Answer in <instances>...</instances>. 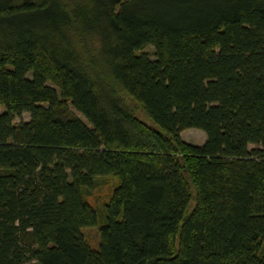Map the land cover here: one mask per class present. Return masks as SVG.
<instances>
[{"label": "trees", "instance_id": "16d2710c", "mask_svg": "<svg viewBox=\"0 0 264 264\" xmlns=\"http://www.w3.org/2000/svg\"><path fill=\"white\" fill-rule=\"evenodd\" d=\"M0 105V264H264V0H0Z\"/></svg>", "mask_w": 264, "mask_h": 264}, {"label": "rangeland", "instance_id": "374dc122", "mask_svg": "<svg viewBox=\"0 0 264 264\" xmlns=\"http://www.w3.org/2000/svg\"><path fill=\"white\" fill-rule=\"evenodd\" d=\"M143 52H146L150 56L152 55L153 49L151 46H147ZM153 58V56H151ZM131 106L135 110V114L141 120L151 123L150 119L145 115L143 110L138 106L131 103ZM3 110V107L0 105V112ZM82 121L86 122L84 117L73 110ZM28 113H23L21 116L22 120H28ZM16 121H19L17 118ZM181 138L186 142L201 145L205 140V133L197 128H186L181 132ZM254 147V145H249V148ZM118 180L113 176L99 177L96 180V184L92 189L87 191L86 195L84 194V199L93 206L97 211V224L91 227H84L81 229L84 239L93 249H97L99 243V225L103 222V207L104 204L109 200L113 188L117 185ZM193 201L189 204V209L192 207ZM25 264H33V261H27Z\"/></svg>", "mask_w": 264, "mask_h": 264}]
</instances>
